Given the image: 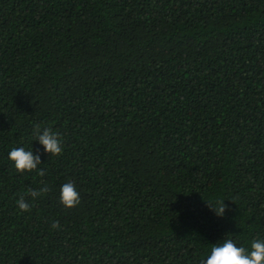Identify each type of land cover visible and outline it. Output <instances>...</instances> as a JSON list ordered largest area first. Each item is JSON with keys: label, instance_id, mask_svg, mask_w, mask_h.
<instances>
[{"label": "trees", "instance_id": "16d2710c", "mask_svg": "<svg viewBox=\"0 0 264 264\" xmlns=\"http://www.w3.org/2000/svg\"><path fill=\"white\" fill-rule=\"evenodd\" d=\"M36 125L63 147L43 177L7 158ZM257 235L264 0H0V264H199Z\"/></svg>", "mask_w": 264, "mask_h": 264}, {"label": "clouds", "instance_id": "9594fccd", "mask_svg": "<svg viewBox=\"0 0 264 264\" xmlns=\"http://www.w3.org/2000/svg\"><path fill=\"white\" fill-rule=\"evenodd\" d=\"M33 139L31 147H13L8 152L7 158L13 163L17 172H32L43 177L45 170L38 166L42 164L41 153L59 155L63 151L60 134L48 127L36 125L33 128ZM33 141L40 147L34 150ZM47 186L32 189L27 194L35 200L38 196L47 192ZM59 201L66 207L71 208L80 203V193L76 190L73 182L67 181L60 186ZM17 207L20 211L26 212L31 208V204L24 196L17 200ZM214 214L223 217L226 211L224 201H217L216 206H211ZM58 222H53L52 227H58ZM199 264H264V236L257 235L247 244H241L232 238H224L222 242L213 243L210 251L205 254Z\"/></svg>", "mask_w": 264, "mask_h": 264}]
</instances>
